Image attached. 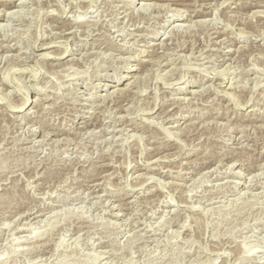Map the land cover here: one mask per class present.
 I'll return each instance as SVG.
<instances>
[{"label": "rangeland", "instance_id": "obj_1", "mask_svg": "<svg viewBox=\"0 0 264 264\" xmlns=\"http://www.w3.org/2000/svg\"><path fill=\"white\" fill-rule=\"evenodd\" d=\"M263 10L0 0V264H264Z\"/></svg>", "mask_w": 264, "mask_h": 264}, {"label": "bare ground", "instance_id": "obj_2", "mask_svg": "<svg viewBox=\"0 0 264 264\" xmlns=\"http://www.w3.org/2000/svg\"><path fill=\"white\" fill-rule=\"evenodd\" d=\"M225 2V1H224ZM151 3V2H150ZM156 4H157V2H156ZM143 5H144V2H143ZM192 5V4H191ZM170 6V5H169ZM171 9V8H170ZM173 9V8H172ZM176 10V9H175ZM184 10V9H183ZM261 11V10H260ZM264 11V10H263ZM3 12V11H2ZM7 11H5V13H6ZM9 12H11V11H9ZM12 12H14V11H12ZM258 12V11H257ZM191 14V13H190ZM249 14V13H248ZM10 15H11V13H10ZM263 15V14H262ZM250 17V16H249ZM188 18V17H187ZM239 19V18H238ZM75 20H77V19H75ZM193 20V19H192ZM197 20V19H196ZM57 21V20H56ZM191 21V20H190ZM195 21V20H194ZM198 21V20H197ZM200 21V20H199ZM201 22V21H200ZM4 24V23H3ZM179 25V24H178ZM182 25V24H181ZM189 25H191V24H189ZM2 26V25H1ZM181 27V26H180ZM64 28V27H63ZM63 31V30H62ZM57 32V31H56ZM74 32V31H73ZM69 37V36H68ZM170 37V36H169ZM55 38V37H54ZM73 38V37H72ZM224 38V37H223ZM51 39V38H50ZM70 39V38H69ZM221 39V38H220ZM89 42V41H88ZM87 42V43H88ZM162 43V42H161ZM164 43V42H163ZM162 43V44H163ZM48 44H50V43H48ZM54 43H52V45H53ZM51 45V44H50ZM132 45V44H131ZM44 45H42V46H40V47H43ZM152 46V45H151ZM79 47V46H78ZM245 47V46H244ZM93 48V47H92ZM219 48V47H218ZM239 48V47H238ZM67 49V48H66ZM66 49H64V50H66ZM204 49V48H203ZM253 49V48H252ZM124 50V49H123ZM30 51V50H29ZM142 51V50H141ZM87 52V51H86ZM98 52V51H97ZM177 52V51H176ZM18 53V52H17ZM52 53V51H50V52H48V53H40V55L41 56H48L49 54H51ZM63 53H64V51H63ZM172 53V52H171ZM190 53V52H189ZM4 54H6V53H4ZM87 54V53H86ZM168 54V53H167ZM195 55V54H194ZM4 56V55H3ZM61 55H59L58 54V56H56L57 58H62V57H60ZM179 56H180V54H179ZM128 57V56H127ZM130 57V56H129ZM189 57V56H188ZM187 57V58H188ZM171 58V57H170ZM185 58V57H184ZM221 59V58H220ZM25 60V59H24ZM206 60V59H205ZM156 61H157V59H156ZM149 62V61H148ZM214 62V61H213ZM220 62V61H219ZM54 63V62H53ZM127 63H129V62H127ZM126 63V64H127ZM142 63V62H141ZM236 63V62H235ZM61 64V63H60ZM129 65V64H128ZM168 65V64H167ZM34 66V65H33ZM42 66V65H41ZM125 66V65H124ZM132 66V65H131ZM161 66V65H160ZM204 66V65H203ZM136 67V66H135ZM220 67V66H219ZM225 67V66H224ZM136 68H138V67H136ZM153 68V67H152ZM206 68V67H205ZM212 68V67H211ZM223 68V67H222ZM237 68V67H236ZM15 69V68H14ZM150 69V68H149ZM207 69V68H206ZM152 70V69H151ZM154 70V69H153ZM166 70V69H165ZM227 70V69H226ZM24 71H25V69H24ZM219 72V71H218ZM223 72V71H222ZM85 73V72H84ZM226 73V72H225ZM262 73V72H261ZM157 74V73H156ZM160 74H161V72H160ZM163 74V73H162ZM190 74V73H189ZM202 74V73H201ZM82 75V74H81ZM209 75V74H208ZM8 76V75H7ZM113 76V75H112ZM119 76H120V74H119ZM127 76H129V75H127ZM132 76H134V75H131L130 77L131 78H134V77H132ZM258 76H260V75H258ZM219 77V76H218ZM130 78V79H131ZM159 78V77H158ZM162 78V77H161ZM257 78V77H256ZM18 79V78H17ZM117 79H118V77H117ZM117 79H116V81H117ZM135 79V78H134ZM133 79V80H134ZM169 80V79H168ZM173 80V79H172ZM17 81V80H16ZM256 81V80H255ZM20 82V81H19ZM239 82V81H238ZM72 83V82H71ZM134 83V82H133ZM195 83V82H194ZM211 83V82H210ZM21 85V84H20ZM207 85V84H206ZM231 85V84H230ZM65 86V85H64ZM204 86V85H203ZM89 87V86H88ZM59 89V88H58ZM117 89V88H116ZM116 89H115V92H116ZM204 89V88H203ZM114 90V89H113ZM118 90V89H117ZM191 90V89H190ZM194 90V89H193ZM205 90V89H204ZM110 91V90H109ZM119 91V90H118ZM121 91L123 92V90L122 89H120V93H121ZM183 91V90H182ZM195 91V90H194ZM197 91V90H196ZM202 91V90H201ZM114 92V91H113ZM112 93V92H111ZM118 93V92H117ZM116 93V94H117ZM124 93V92H123ZM192 93V92H191ZM112 94H114V93H112ZM264 94V93H263ZM118 95H120V94H118ZM122 95V94H121ZM30 96V95H29ZM25 97V96H24ZM181 97V96H180ZM86 99V98H85ZM160 99V98H159ZM27 101H28V99H24L23 100V102L22 103H20V104H22L20 107L19 106H17L18 108H23V106L27 103ZM35 101V100H34ZM92 101V100H91ZM249 104V103H248ZM142 108V107H141ZM20 111H22V110H20ZM119 111V110H118ZM151 112V111H150ZM209 112V111H208ZM138 113V112H137ZM137 115V114H136ZM251 119V118H250ZM148 120H150V119H148ZM188 120V119H187ZM130 123V122H129ZM175 124V123H174ZM172 125V124H171ZM176 125V124H175ZM123 128V127H122ZM106 129V128H105ZM164 132V131H163ZM121 133V132H120ZM125 133V132H124ZM173 133V132H172ZM49 134V133H48ZM59 134V133H58ZM168 134V133H167ZM166 134V135H167ZM51 135V134H50ZM163 136V135H162ZM175 137V136H174ZM107 138V137H106ZM115 138V137H114ZM44 139V138H43ZM158 139V138H157ZM161 139V138H160ZM194 141V140H193ZM112 144V143H111ZM193 149V148H192ZM168 154V153H167ZM240 155V154H239ZM226 157V156H225ZM156 158V157H155ZM131 161V160H130ZM234 164V163H233ZM264 164V163H263ZM229 165V164H228ZM232 165V164H231ZM127 167V166H126ZM159 167V166H158ZM162 167V166H161ZM151 168V167H150ZM215 169V168H214ZM168 170H170V169H168ZM210 170V169H209ZM154 171V170H153ZM204 172H206L205 170H204ZM239 172V171H238ZM180 173V172H179ZM240 173V172H239ZM239 173H238V175H239ZM257 174V173H256ZM260 174V173H259ZM262 174V173H261ZM146 175V174H145ZM205 175V174H204ZM254 176V175H253ZM262 176V175H261ZM147 177H148V175H147ZM151 177V176H150ZM250 177V176H249ZM152 180V179H151ZM162 181V180H161ZM229 181V180H228ZM263 181V180H262ZM225 183V182H224ZM250 183V182H249ZM98 184V183H97ZM92 189V188H91ZM151 189V188H150ZM248 189V188H247ZM155 191V190H154ZM242 192V191H241ZM88 194V193H87ZM35 197H36V195H35ZM90 199V198H89ZM164 199V198H163ZM135 200V199H134ZM175 201V200H174ZM98 204V203H97ZM108 204V203H107ZM209 204V203H208ZM117 205V204H116ZM98 207V206H97ZM168 207V206H167ZM106 209H107V206H106ZM176 211V210H175ZM54 212V211H53ZM151 212V211H150ZM110 214H112V213H110ZM167 214V213H166ZM25 215V214H24ZM22 216V215H21ZM38 218V217H37ZM146 218V217H145ZM173 219V218H172ZM143 221V220H142ZM34 222V221H33ZM40 222V221H39ZM23 223V222H22ZM36 223V222H35ZM27 224V223H26ZM32 224V223H31ZM147 225V224H146ZM162 225V224H161ZM159 227V226H158ZM133 229V228H132ZM131 229V230H132ZM152 229V228H151ZM148 230V229H147ZM149 232V231H148ZM147 234V233H146ZM102 251V250H101ZM100 251V252H101ZM97 258V257H96ZM99 260V259H98Z\"/></svg>", "mask_w": 264, "mask_h": 264}]
</instances>
